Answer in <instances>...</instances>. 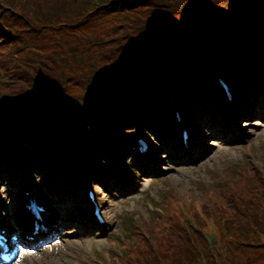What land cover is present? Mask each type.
<instances>
[{
    "label": "trees",
    "instance_id": "16d2710c",
    "mask_svg": "<svg viewBox=\"0 0 264 264\" xmlns=\"http://www.w3.org/2000/svg\"><path fill=\"white\" fill-rule=\"evenodd\" d=\"M36 1L37 10L33 13V15L35 14L34 21L38 25L44 27L48 26L49 22H54L55 26H57V31L60 33L58 37L59 44L54 51L46 56H38L33 54L26 47H18L8 40L0 47V73L5 72V76L8 79L15 78L18 74H23L22 76L25 77L26 74L23 72L28 73L29 77L27 80H32V83L28 84L29 86L25 89V94L28 97V102H26V104L30 107L29 115L36 118L37 123L42 126L49 125L55 121V126L60 128V120L63 119L66 103L67 101L70 103L69 100H73L72 96L77 93L83 94V97L86 98L90 107L95 106L97 102L99 103V101H101L100 114L102 117H106L108 114V106L112 104V101L107 97V93H104V90L107 91L110 86L115 83V71L119 68L121 62L120 60L116 61L112 58L111 52H115V48L109 47L108 50H105V42L101 41L100 37L96 36L93 30L87 31L85 34L75 32L81 31L79 29L80 19L83 17L85 7L89 0ZM28 2L29 0H2V5H11L15 9L13 11L15 14H9V11L0 10V25H2L6 31L2 32L0 30V41L9 39L7 33L11 31L9 25L4 22L3 18L6 20L13 17L18 18L20 14L23 13L26 19L28 16L32 17L28 11ZM127 4L128 5L125 7L127 10H134L142 6L143 1L130 0ZM153 6L154 2H152V0H146L145 9L142 14L145 19L144 27L135 21H131V25L120 24L117 33L124 30V34L127 35L125 39H139L131 49L124 53L123 58L125 61H140L141 51L137 52L136 50H141L147 43L148 38L146 30L148 31L149 27L153 24ZM42 21H44V23H42ZM20 22L21 26H24L28 31L31 30L27 20H22L20 18ZM260 24L264 26V16ZM242 25L243 24H240V26L233 28L226 25L224 27L225 40L231 41L234 35H239L240 31L244 30ZM262 32L264 33V28ZM222 33L223 31L221 34ZM215 35L217 37V34ZM226 41L221 42L219 49L227 51L228 56L231 57V62L237 64L232 70L231 79L238 82L246 78L244 74L246 66L243 63L246 60L253 61L262 51L256 48L255 51H251L237 59L238 54L237 56L234 55L241 41L235 40L229 43ZM246 42L248 41L242 39V45L245 46ZM194 59L195 55H192L190 62ZM259 67L262 68V75H260L259 78L264 80V62L259 64ZM24 68H26V70ZM259 78L258 81L260 85L258 86L251 85L242 87L238 84L231 85L235 97L237 99L242 98L243 92H241V90L246 91L249 95L259 93V88H264V83L260 81ZM212 87L215 88L212 80L209 78L200 81L193 73L189 75L186 74V76L181 79V84L175 89V95L180 105L187 110L198 102L201 95H208V89L212 92ZM194 88L198 91L196 92ZM216 92L217 90L215 89L213 94ZM216 95L217 94L214 96ZM144 98L146 99L148 96L146 95ZM143 102H145V100H143ZM140 103L141 100L139 98L134 103L128 101L126 106L120 104L115 111V117L111 124H115L116 122L122 123V126H126L127 122L136 123L144 120L145 118L140 117L138 114L139 111L146 110L144 108H139L141 107ZM10 108L13 109L14 107ZM191 111H193V108ZM159 118H161V116ZM55 139L56 135L52 134L47 140L50 143L52 142L51 140ZM32 146L35 156L40 158L43 163L58 166V164L53 161L55 156L61 154L58 153V147L56 145L51 146L49 144V151H46L44 146H38L37 141L33 142ZM70 149L73 148L71 147ZM47 167L48 166H41V168L44 169H47ZM261 185V189L252 190L245 198H240L239 204H235V208L232 204L226 205L227 208L224 210L223 215H225L226 212L234 217L235 214H239L238 206L247 210L246 216H249V218L253 217L256 219L259 214H264L262 208L264 207V183ZM254 205H260L262 207H255ZM243 217L246 218L245 215H243ZM181 249L182 247L174 248L171 250V253L178 254ZM170 259L171 258L168 257V260Z\"/></svg>",
    "mask_w": 264,
    "mask_h": 264
},
{
    "label": "rangeland",
    "instance_id": "374dc122",
    "mask_svg": "<svg viewBox=\"0 0 264 264\" xmlns=\"http://www.w3.org/2000/svg\"><path fill=\"white\" fill-rule=\"evenodd\" d=\"M178 5V3H175V7L172 10V16L174 17L179 14ZM255 105L258 106L257 102H255ZM84 107L85 105H80L77 110L84 111ZM249 125L247 127L243 126L247 129L238 142L214 141L215 148L207 151L208 155L202 156V160L198 163L179 165L174 161L168 160L166 155H164V151L158 152L159 162L157 166L160 168H157L152 175H149V177L153 178L150 180L148 177L147 180H140L141 175L137 171L135 173V176L138 175L137 184L134 182L128 186L126 190L129 192L121 193L122 187L119 189L116 187L105 189L101 186H96L97 191L101 193L105 215L112 225L111 230L107 232L102 228H95L92 223L86 225L81 220V217L77 216L80 209H86L85 204L82 206L81 199L76 203L72 198L58 195V193L49 194L45 189L46 180L42 177L43 173L39 171L36 174H32L31 178L35 183L41 182L44 184L40 190L53 207L59 229L55 236L56 241H52L51 245H47L37 251L32 250L34 248L29 249L27 246L24 248V246L14 245L13 243L11 254L14 256L13 260L15 262H11V264H110L109 262L115 258L116 254L120 253L110 243H119L118 240L129 233V230H124L123 221H129L130 215L135 217L141 215L145 218L151 216L154 213V204L159 206L157 208L165 210L167 208V198L172 194L173 197L169 201V206L174 212L185 209L190 202L194 206H196V202L198 205H203L204 213L210 212L212 210L211 205L203 202L214 204L219 200L218 192L222 182L221 175L234 166H239L237 167L239 169L241 166L251 162L259 165L263 164L264 122L256 120ZM134 134L137 135V131ZM145 135L151 140L159 141L153 135ZM200 140L202 141V139ZM160 147L161 145H156V148ZM248 148L249 154H246L245 151ZM73 174H76L74 175L75 181L79 179L81 184V174L75 170ZM64 182L65 180L62 179V183ZM55 184L56 187L59 186V183ZM167 185H172L178 192L182 193L167 191ZM139 187L142 190L147 187V190L142 194L138 191ZM73 188L75 193L79 194L80 189H84L77 186H73ZM130 193H132L131 196H129ZM189 196H194L197 201L195 202ZM182 199L186 200L187 203H182ZM10 203L11 199L9 201L3 200L2 202L3 207L5 206L7 209V222L11 221L9 214L15 213L14 209L9 207ZM199 211L202 210L199 209ZM13 237L17 238L18 235ZM97 241H101L102 245H98ZM43 242L46 241L44 240ZM31 246H34V244H31ZM17 248L21 249V251L14 253Z\"/></svg>",
    "mask_w": 264,
    "mask_h": 264
},
{
    "label": "bare ground",
    "instance_id": "6f19581e",
    "mask_svg": "<svg viewBox=\"0 0 264 264\" xmlns=\"http://www.w3.org/2000/svg\"><path fill=\"white\" fill-rule=\"evenodd\" d=\"M199 151L201 152V150H199ZM39 194H40V198H41V197H42V196H41V193H39ZM44 199H45V198H44ZM42 200H43V198H42ZM45 200H46V199H45ZM19 203H20V201L17 200V203H16V204H19ZM77 216H78V217H84V218H85V217H86V214L84 213V211H83L82 209H80L79 212H78V214H77ZM83 220H84V222H85L86 224L90 225V222H89L88 220H85V219H83ZM51 230L54 231V233H56L57 230H58V228H57V227H52ZM22 239H23V237L21 236V237L19 238V240L22 241Z\"/></svg>",
    "mask_w": 264,
    "mask_h": 264
}]
</instances>
